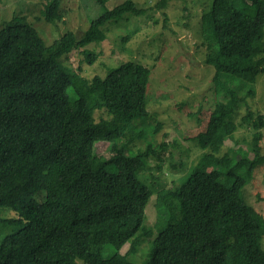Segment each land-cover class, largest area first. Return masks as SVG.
Here are the masks:
<instances>
[{"label": "trees", "instance_id": "16d2710c", "mask_svg": "<svg viewBox=\"0 0 264 264\" xmlns=\"http://www.w3.org/2000/svg\"><path fill=\"white\" fill-rule=\"evenodd\" d=\"M60 2L45 1L47 22L62 20ZM131 11L136 12L133 1L124 0L93 19L81 38L68 31L50 45L21 17L0 28V150L8 153L11 173V184L0 191V208L15 213L0 221L21 224L0 241V264H78L77 252L83 264H117L127 242L129 256L140 238L151 236L145 207L160 180L143 176L161 169L162 146L148 140L144 148L134 146L150 132V68L128 60L104 77L87 78L81 66L61 61L80 48L92 64L99 53L83 47L103 41L102 25ZM199 33L200 44L215 54L205 61L214 68L216 100L204 130L192 139L210 151L166 191L165 224L139 264H264V215L242 195L254 167L264 162V115L248 105L264 72V0H211ZM96 109L110 115L96 119ZM243 124L251 130L245 145L235 134ZM219 139L240 144L228 172L216 167L228 162L216 156ZM99 142L108 144L110 157L97 153ZM152 158L158 160L154 165ZM112 164L125 172L123 187L108 169ZM122 264L137 263L122 258Z\"/></svg>", "mask_w": 264, "mask_h": 264}, {"label": "rangeland", "instance_id": "374dc122", "mask_svg": "<svg viewBox=\"0 0 264 264\" xmlns=\"http://www.w3.org/2000/svg\"><path fill=\"white\" fill-rule=\"evenodd\" d=\"M45 1L0 0V28L13 17H21L37 30L46 45H50L68 31L76 38H81L93 19L124 0H108L104 4H98L95 0H61L60 11L63 17L55 23L43 18ZM132 1L136 12L131 11L106 21L102 25L105 39L83 47L99 53L92 64L85 61L80 48L72 50L61 60L73 69L81 66L82 74L87 78L95 75L104 77L110 68L128 60L150 68L146 93L149 119L148 126L145 125L150 132L145 139L135 142L134 146L144 148L145 140L162 146L159 151L162 158L161 169L152 168L143 176L147 178L152 173L160 180L145 207L144 225L151 227L152 234L149 238H140L137 251L129 256L126 255L129 248L127 242L120 251L117 264H122V258H129L137 264L145 258L149 241L165 224L167 217H164L161 199L168 188L179 183L178 177L193 169L192 166L203 152L210 151L209 148H197L192 138L204 130L216 100L212 83L214 68L205 61L207 57H215V54L207 53L200 44L199 33L201 14L209 8L211 0H164V6H159L160 0ZM255 89V97L248 99V105L264 115V72L257 75ZM88 103L92 104V100L88 99ZM244 110L245 108L240 115ZM94 115L98 119L99 116L107 117L110 114L105 109H96ZM261 132L260 146L264 153V127ZM235 134L238 142L245 145L251 137V130L243 124ZM218 141L220 146L216 156L228 162L216 167L228 172L235 165L233 151L240 144L235 139ZM96 150L105 157L112 155L106 142L97 143ZM237 155L243 157L244 151L239 150ZM249 155L252 156V153L249 152ZM8 158V153L0 150V191L11 184ZM150 161L152 165L158 162L156 158ZM173 164L178 166L170 170ZM108 169L117 174L118 185L123 187L124 170L115 164L109 165ZM245 170L246 167H243L242 172ZM221 179L226 183L230 181L229 177ZM242 195L246 202L264 215V162L254 167L251 180L242 188ZM0 218H15V213L11 209L0 208ZM20 226V223L0 221V241L5 235L17 231ZM262 245L264 248V237ZM76 259L78 264H83L79 252Z\"/></svg>", "mask_w": 264, "mask_h": 264}]
</instances>
